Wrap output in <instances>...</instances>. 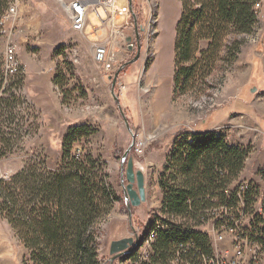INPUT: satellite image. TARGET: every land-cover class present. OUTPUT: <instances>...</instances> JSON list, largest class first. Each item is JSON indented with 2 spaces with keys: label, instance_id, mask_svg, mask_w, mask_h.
Masks as SVG:
<instances>
[{
  "label": "rangeland",
  "instance_id": "rangeland-1",
  "mask_svg": "<svg viewBox=\"0 0 264 264\" xmlns=\"http://www.w3.org/2000/svg\"><path fill=\"white\" fill-rule=\"evenodd\" d=\"M10 1L0 0V16ZM137 2L141 53L136 65L138 46L127 53L129 64L122 73L125 89L120 92L115 85L116 102L111 73L92 55L95 39L90 29L100 27L98 33H105L95 14H90V24L81 34L72 30L61 1L19 0L17 15L0 35V148L6 153L0 160V176L8 179L33 159L44 160L50 170L61 169L65 136L72 128L86 126L88 137L74 145L82 153L74 149L72 156L85 160L90 155L103 162L108 182L119 197L99 224V257L103 264H140L142 254L149 255L151 250V246L146 248L153 240L152 231L151 240L139 249L137 263L126 259V254L111 263L110 245L136 234L142 241L145 226L159 214L163 198L159 177L174 142L181 134L202 129L224 133L230 144L248 151L245 167L230 189L250 185L254 203L235 220L233 228L226 224L216 228L210 221L200 230L209 235L213 254L223 262L233 261L236 250L241 249L246 253L244 264H251V246L246 242H260L259 235L252 234H256L252 222L264 207V0L255 6L253 32L231 35L227 47L211 60L209 55L199 54V71L191 91L175 98L174 44L181 3ZM116 4L123 7L129 2L117 0ZM236 39L242 43L239 51L233 45ZM10 43L16 45L24 73L3 72ZM200 48L206 50L208 41H202ZM139 140L145 143L142 154L134 148ZM132 142L129 155L135 170L145 175L147 199L133 208L131 223L124 191L127 160L123 164L122 158ZM229 218L234 219L230 212ZM258 227L264 229V223ZM27 256L17 232L0 216V264H24ZM263 261L264 255L260 264Z\"/></svg>",
  "mask_w": 264,
  "mask_h": 264
},
{
  "label": "trees",
  "instance_id": "trees-1",
  "mask_svg": "<svg viewBox=\"0 0 264 264\" xmlns=\"http://www.w3.org/2000/svg\"><path fill=\"white\" fill-rule=\"evenodd\" d=\"M179 1L182 14L174 44V98L191 91L199 54L211 60L227 47L228 37L253 32L260 0ZM202 41H208L206 50L200 48ZM233 45L239 51L242 43L236 39ZM85 129L72 128L65 136L61 169L50 170L44 160L33 159L8 179L0 176V216L27 249L24 264H103L99 224L119 197L108 182L103 162L90 155L85 160L72 156L74 149L82 153L74 145L88 137ZM5 154L0 148V160ZM247 154L244 148L230 144L224 133L212 129L181 134L159 177L163 194L159 214L145 226L140 247L124 257L139 262V249L151 240V231L149 257L140 264H174L178 252L182 260L192 263L213 255L209 235L200 228L210 221L216 228L225 224L233 228L235 220L254 203L250 190L241 203L237 189H229L243 171ZM254 217L252 228L259 235L264 230L258 227L264 223V207Z\"/></svg>",
  "mask_w": 264,
  "mask_h": 264
},
{
  "label": "built area",
  "instance_id": "built-area-1",
  "mask_svg": "<svg viewBox=\"0 0 264 264\" xmlns=\"http://www.w3.org/2000/svg\"><path fill=\"white\" fill-rule=\"evenodd\" d=\"M59 1H61L66 8L72 30L78 33L85 34L90 24V14H95L96 18L101 21L105 33H98L100 27H93L90 29V36L95 39L92 41L93 59L102 65L105 72L111 73V76L118 73L116 85L120 92L123 91L125 85L122 82V73L129 64L128 61H126L128 57L127 53L132 52L135 45L138 46L137 31L139 24L138 13L135 10V6L138 4L137 0H128L129 4L123 7L117 6V0H74V5L65 4V0ZM18 2L19 0H11L7 9L0 16V35L6 33L7 26L17 15ZM129 35L132 38L130 42L128 41ZM3 72L5 75L25 72V69L17 57L16 45L14 43H10L5 49ZM113 77L114 76H112V78ZM134 148L135 152L142 154L145 143L139 140L135 143ZM236 189L237 195L242 203L245 193L251 189V186L243 185L241 188ZM262 209L261 207L259 213L262 212ZM258 238L264 240V230L260 232ZM248 244L251 246L249 248L251 264H260L261 257L264 255V243L247 241L246 245L248 246ZM148 248H150V243L147 244L146 249ZM148 257V252H145L144 255L142 254L141 259L148 260ZM245 261L246 253L241 249H237L234 254V260L230 261L228 264H244ZM173 263L226 264L216 254L210 256L203 255L198 261L192 263L189 260H182L179 252Z\"/></svg>",
  "mask_w": 264,
  "mask_h": 264
},
{
  "label": "water",
  "instance_id": "water-1",
  "mask_svg": "<svg viewBox=\"0 0 264 264\" xmlns=\"http://www.w3.org/2000/svg\"><path fill=\"white\" fill-rule=\"evenodd\" d=\"M131 36H128V41H131ZM138 52L137 56L134 59V62L137 61L140 57L141 53V42L140 38L138 37ZM116 73L113 77V85H112V94L116 102H119V97L115 94V85H116V79H117ZM112 77V76H111ZM120 108V107H119ZM121 110V108H120ZM122 115L125 117L123 111L121 110ZM127 122V121H126ZM127 126L129 124L127 123ZM134 142H132L130 148L125 152L122 158V163L124 164L125 160H127V167H126V180L128 184L124 187L125 191V197L128 202V213L130 217V222L132 223V216H133V208L140 206L143 202L146 201L147 195H146V186H145V175L143 171L141 170H135V162L133 156L129 155V152L131 150V147L133 146ZM136 185V187H135ZM133 228V226H132ZM140 238L136 234L135 236L125 237L122 239L114 240L111 242L110 245V254H111V260L110 262L113 263V261L125 254H128L135 250L136 248L140 247Z\"/></svg>",
  "mask_w": 264,
  "mask_h": 264
},
{
  "label": "bare ground",
  "instance_id": "bare-ground-1",
  "mask_svg": "<svg viewBox=\"0 0 264 264\" xmlns=\"http://www.w3.org/2000/svg\"><path fill=\"white\" fill-rule=\"evenodd\" d=\"M65 4L74 5V0H65Z\"/></svg>",
  "mask_w": 264,
  "mask_h": 264
},
{
  "label": "crops",
  "instance_id": "crops-1",
  "mask_svg": "<svg viewBox=\"0 0 264 264\" xmlns=\"http://www.w3.org/2000/svg\"><path fill=\"white\" fill-rule=\"evenodd\" d=\"M137 64V62H135L133 65H136ZM172 87H173V82H172ZM262 264H264V261H263V263Z\"/></svg>",
  "mask_w": 264,
  "mask_h": 264
}]
</instances>
